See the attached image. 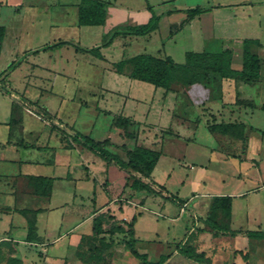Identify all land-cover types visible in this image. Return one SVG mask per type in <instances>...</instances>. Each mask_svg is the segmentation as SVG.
<instances>
[{
	"label": "rangeland",
	"instance_id": "374dc122",
	"mask_svg": "<svg viewBox=\"0 0 264 264\" xmlns=\"http://www.w3.org/2000/svg\"><path fill=\"white\" fill-rule=\"evenodd\" d=\"M107 1L110 4L102 25L77 26L79 0H0V24L6 29L0 54V264H48L44 261L47 251L24 240L26 221L16 210L18 205L51 208L42 218L50 225V240L60 235L52 244V251L65 256L64 264L137 263L123 244L126 235L121 233H106L105 238L113 245L103 251L105 260L87 257L93 246L99 249L97 237L83 241L80 256L76 253L77 245L66 251V233L72 229L74 233L90 234L95 214L92 218L88 215L98 207L103 208L97 213L102 214L105 229L116 221L130 220L122 216L131 218L134 212H140L135 225V247L146 252L150 260L175 249L187 233L186 225L196 223L192 212L202 219L198 213L204 212L214 195L241 192L233 197L234 227L264 230V0ZM117 3L122 9L116 8ZM196 5H215L216 15L220 16L232 10L241 15L236 25L227 28L230 38H237L229 43L233 47V67L241 64L243 38L257 37L262 43L253 48L261 57L260 79L246 85L254 106L231 104L246 122L244 139H225V135L207 129V123L216 116L205 112L211 97L201 85L189 86L184 93L174 84L173 91H165L163 87L129 78L127 69L123 73L114 69L113 62L139 52L168 54L182 62L184 52L200 51L206 38L222 40L220 28L214 27V34L204 37L199 33L197 20L180 25L185 11L165 13L168 9ZM230 5L234 7L229 8ZM140 11L143 16H139ZM152 12L164 13L154 31L143 36L113 38L100 47V53L106 56L103 59L74 47L100 46L114 29L143 23ZM58 40L69 43L32 52ZM12 61L18 63L5 75L3 71ZM18 98L26 105L22 110L19 103L22 119L16 126L9 123V112L11 102ZM120 113L133 119L129 128L137 132L138 143L161 151L151 179L155 185H164L162 192L155 188L157 194L144 195L125 190L126 187L120 191L112 185L107 190L105 161L78 143L64 146L71 133L78 131L96 140L109 139L110 145L106 147L125 158L126 151L120 145L131 148L134 140L123 136L122 129L114 125L113 117ZM228 118L225 113L221 120ZM167 128L170 132H163ZM10 136L14 141L22 137L24 143L42 147L15 151L6 145ZM19 159L33 162L21 165ZM19 166H36L26 171L34 169L44 175L60 176L54 179L50 196L29 197L18 205L16 201L12 203L5 191ZM23 187L29 188L26 180ZM133 196L135 204L128 202ZM180 200L187 203L183 211ZM209 230L214 241L203 233L198 242L208 253V263L176 254L170 264H264V238L234 237L211 227ZM9 231L19 235L8 237Z\"/></svg>",
	"mask_w": 264,
	"mask_h": 264
},
{
	"label": "trees",
	"instance_id": "16d2710c",
	"mask_svg": "<svg viewBox=\"0 0 264 264\" xmlns=\"http://www.w3.org/2000/svg\"><path fill=\"white\" fill-rule=\"evenodd\" d=\"M108 3L107 0H79L77 3L75 24L77 26L102 25L106 19ZM148 9L151 10L149 5ZM204 10L206 8L200 5L186 8L184 10L186 12V19L194 17ZM160 16L161 14L152 12L147 21L143 23L130 24L120 29H114L100 46L81 47L75 45L74 47L103 59L104 56L100 53L101 46L108 45L117 36H143L150 33L158 27ZM4 35L5 26L0 24V53ZM66 43L69 42L67 40H58L54 43L43 44L39 48L33 49L32 52L45 51ZM252 43L259 44V41L255 38H244L242 40L240 68L232 67V50L223 47L222 40L218 37L206 38L204 40V47L200 51H185L182 62L175 61L168 54L159 56L147 52H139L113 62V65L117 73H123L124 69H127L126 75L129 78L151 83L155 87H163L165 91H173L172 86L174 84H177L182 92L189 86L201 85L209 91L210 97L216 100L222 99L223 81L232 80L234 86L233 103L254 106L252 99L245 95L240 88L244 83H255L260 79L261 60L257 53L251 51L250 44ZM17 63L16 61H12L6 70L3 71L5 75ZM21 119V106L19 102L13 100L10 105L9 123L17 126L20 124ZM113 123L116 127L122 129L123 136L134 140L131 148H128L124 144L120 145L126 151L125 158L120 157L117 153L112 152L106 147V145H110L109 139L96 140L78 131L71 133L70 141L64 146L72 147V142L78 143L103 159L107 166L105 185L110 184L116 188H121L120 191L129 186L136 192H144L145 195L157 194L158 190L152 186L153 182L151 183L144 179L150 178L151 172L161 155V151L137 142V132L134 133L129 128L133 124V119L130 116L120 113L113 117ZM206 127L213 133L244 139L246 125L241 121L221 120L219 122H208ZM163 132H170V129L167 128ZM55 178H60V176L25 174L26 184L30 188V192L40 197L50 196L52 183ZM159 187L163 188L160 185ZM232 199L233 197L227 194L214 195L204 221L213 230L219 231L222 234H240L248 237L264 238V230L231 228ZM16 210L25 217L26 234L24 240L27 242H40V237L37 234L36 217L45 208L17 207ZM96 211L97 209L94 210V212ZM135 220L136 215H133L130 220L116 221L109 228L105 229L102 223V214H95L92 218L91 233L81 235L77 244L76 253L79 256L81 255L80 248L85 239L97 237L100 247L98 249L96 245L93 246V249L89 250L87 257L90 259L97 257L105 260L103 251L111 248L113 245L111 241L105 238V234L113 235L115 233H121L126 235L123 244L130 254L137 259V264H170L176 254L200 263L209 262V258L205 256L203 251H197L193 245L187 242H177L175 244L176 252L171 251L166 254H160L156 260L148 259L147 253L139 252L135 248ZM8 237L11 236L9 235Z\"/></svg>",
	"mask_w": 264,
	"mask_h": 264
},
{
	"label": "crops",
	"instance_id": "0c3cea01",
	"mask_svg": "<svg viewBox=\"0 0 264 264\" xmlns=\"http://www.w3.org/2000/svg\"><path fill=\"white\" fill-rule=\"evenodd\" d=\"M110 4V3H108ZM115 4V3H114ZM119 3H117L116 5V8L117 9H122L121 5H118ZM239 6H242V5H239ZM203 7V6H202ZM234 7L233 5H230L229 8H232ZM206 8V10H204L203 12L199 13L198 15H195L194 17H191V18H187L186 19V16L180 21V25H182L184 22L186 21H189V22H192V21H195L197 20L198 21V27H199V33L202 35V36H206L204 34H207V35H210V34H214V27H217V28H220L221 29V38L223 40V45L224 47L226 48H229L232 50V57H233V47H231L229 45L230 42H233L234 39L237 40L236 37H231L229 36V33L227 32V28L230 27V26H233V25H236V22L239 21V18L241 15L237 14L236 11L232 10L230 11V14L228 15H225V16H220V15H216V13L218 14V9L216 8L215 5H211L210 7H204ZM143 9V7H142ZM114 11H116V9H113ZM184 11L185 9L183 8H172V9H168L165 13L167 15L171 14L172 12L174 11ZM118 12V11H117ZM133 12V11H131ZM119 13V12H118ZM141 11H140V15L139 16H143V13L141 15ZM186 13V12H185ZM164 15V13H161V16H160V19L161 17ZM242 18H245V15L243 16L242 15ZM247 18V17H246ZM160 22V20H159ZM169 28V33L170 31L172 32V30L170 29V25L168 26ZM154 31V30H153ZM5 32H6V29H5ZM152 32V31H151ZM147 35V34H146ZM245 38H255L259 41V44H255V43H252L250 44V49L251 51H253L254 49V46L255 47H261L262 46V43L260 42V40L257 38V37H245ZM4 39V38H3ZM244 39V38H243ZM242 39V40H243ZM242 40H241V51H242ZM2 45H3V42H2ZM2 49V47H1ZM254 52V51H253ZM256 53V52H255ZM1 54V53H0ZM258 54V53H257ZM106 57V56H104ZM260 57V56H259ZM260 60H261V57H260ZM231 65H232V62H231ZM241 66V64H240ZM240 66L236 67V68H240ZM233 67V65H232ZM235 68V67H233ZM247 84L249 83H244L240 86L241 90L243 91V93L247 96H251V94L249 93V90L247 89L248 86H246ZM234 86H233V82L232 80H224L223 81V95H222V99H219V100H216V99H209L207 100V105H205L207 107V110L205 112L208 111V113H213L215 116H216V119L214 120L215 122H219L221 121V118H222V114H225L227 116H229L228 119H224V121H235V122H243L245 125H246V122L242 119L243 116H240L238 117V115L240 114L238 111L239 110H236L235 108H232L231 107V104L233 103V100H234V90H233ZM11 95H13L11 93ZM15 98H16V95L14 94L13 95ZM17 99V98H16ZM19 100V101H18ZM18 100H16L17 102H19L20 104H22V110L24 108V106L26 105L25 102L21 101V99L18 98ZM253 101V99H252ZM244 111V109H243ZM22 112V111H21ZM199 112V111H198ZM204 112V111H203ZM10 113V112H9ZM202 111H200L198 114L201 115ZM242 114H244V112H242ZM129 116V115H127ZM203 117V115H201ZM214 116V117H215ZM200 117V116H199ZM220 117V118H219ZM205 118V117H203ZM213 118V117H212ZM200 121V119H199ZM204 123H205V120H204ZM206 125V124H205ZM246 128L245 127V132H246ZM22 129V128H21ZM213 133V132H212ZM225 137V139H230L233 137H230L227 135L223 136ZM227 137V138H226ZM230 137V138H229ZM230 141V140H229ZM7 146H11V147H14V150L15 151H18V149H27L29 148L30 146H32L33 148L35 147L36 149L42 147V145H35V144H32V143H24V140L23 138H18L17 140L14 141V139L12 138V136H10L7 140ZM72 145L73 146H76V143L72 142ZM148 147H151V148H156L154 146H151L149 145ZM161 156V155H160ZM160 158V157H159ZM159 160V159H158ZM18 162H20V164H32L33 161H29V159H19ZM158 162V161H157ZM157 164V163H156ZM156 166V165H155ZM33 167H36V166H19V171L17 172V174L15 175L14 177V180L13 182L11 183L10 187L8 188L7 191H5L6 193V196L10 197V199H12V203H15L16 201V204L18 205V203H20L21 201H24L26 198H29V197H37V195H34L30 192L29 188H24L23 187V184H24V181L26 180L25 179V174H33V175H44L42 173H37L34 169H32L31 171H26V168H33ZM87 168V170L89 171L90 167L88 165L85 166ZM154 170V169H153ZM152 174V172H151ZM48 176H51V175H48ZM145 181H148V182H153L152 183V186L154 188H157L160 190V192H162L164 190V185H160L162 186L163 188H160L159 185H155V181H153L151 179V175H150V178H145L144 179ZM53 183H54V180H53ZM53 183H52V186H53ZM105 185V184H104ZM105 188H107V190L113 188L110 184H107L105 185ZM127 189H130L132 192H136L134 189L130 188L129 186H127L125 188V190ZM241 194V192H238L236 194H232L231 193V196L234 197L236 195H239ZM15 195L17 196H20V200H17L15 198ZM145 195V194H144ZM40 197V196H39ZM18 198V197H17ZM44 198H47V197H44ZM136 197L133 196L131 199L128 200V202H131L132 204H135L137 202H134L132 200H134ZM114 201V199H113ZM179 203V207L182 206V204H185L184 208L186 207V202L185 201H178ZM209 206H210V201L208 202L207 204V207L206 209H204V212L201 214V213H198L199 216L202 217V219H198V217L196 216V213L195 211L192 212V215L191 217L193 216V220L196 221V223H193V224H188L186 225V234L183 236V238L180 240V242H187L191 245H193L197 251H205L206 249H203L201 247V245H198L200 243L199 242V238L201 237V235L203 233H207L210 235V238L212 241H214V235H212V232L209 230L210 227L208 226V224L206 225L204 221V218L206 216V213L208 212V209H209ZM20 207H25V206H19L18 205V208ZM41 208H45L44 211L40 212L37 214V217H36V226H37V234L38 236L40 237V242H29V243H33L35 245H40L42 247V249L46 250L47 251V255L45 257V263H48V264H64L65 262V256L62 255V253H57V251H52V249L54 248L52 244H55V242L57 241V239L60 237V235H58V237L54 238V239H49V233H50V225L49 223L47 222L46 219H43L42 216L45 215L46 213H48V211L51 209L50 207L48 206H39ZM33 208V207H32ZM34 208H38V207H34ZM97 209L96 212L98 211H103V208L102 207H98V208H93L91 209L92 211H90V214L88 215V217H93L94 214H96V212H94V210ZM114 214V213H112ZM133 215H136V220L134 222V236H135V225H136V222H137V218L140 217V212L136 211L134 212ZM132 215V216H133ZM131 216V217H132ZM118 218V216H116ZM121 218H124L126 220L128 219H131V218H128V217H125V216H122ZM198 219V220H197ZM202 220V221H200ZM235 213H234V210H233V199H232V208H231V228L232 229H237L235 228ZM200 221V223H199ZM79 224V223H78ZM77 224V225H78ZM76 225V226H77ZM75 226V227H76ZM235 226V227H234ZM74 227V228H75ZM198 228V230L196 229ZM242 230H245L243 228H241ZM72 229H70V231H68L66 233V236H67V245H66V251L67 249H74L75 246L77 245V243L79 242L80 240V237L82 234H89V233H82V232H72L71 231ZM11 237H14V236H17L19 235L18 232L13 234L12 231H9L7 232ZM26 233V231H25ZM91 233V232H90ZM106 235V234H105ZM235 236H240V237H243L244 235H234ZM136 238V236H135ZM195 239V241L191 242V240ZM137 240V238H136ZM136 242V241H135ZM136 248V247H135ZM49 249H51V252H48ZM65 251V252H66ZM174 252L175 249L173 250ZM140 252V251H139ZM146 253V252H145ZM148 255V254H147ZM206 256L208 255V253L205 254ZM136 259V258H135ZM149 259V257H148ZM137 260V259H136ZM156 260V259H155ZM68 262V260H67ZM133 264H137L134 262H132Z\"/></svg>",
	"mask_w": 264,
	"mask_h": 264
},
{
	"label": "built area",
	"instance_id": "2783aa9c",
	"mask_svg": "<svg viewBox=\"0 0 264 264\" xmlns=\"http://www.w3.org/2000/svg\"><path fill=\"white\" fill-rule=\"evenodd\" d=\"M184 206H185V204H182V206L180 207V211H183L184 210Z\"/></svg>",
	"mask_w": 264,
	"mask_h": 264
}]
</instances>
